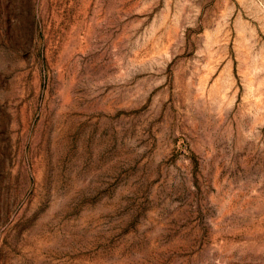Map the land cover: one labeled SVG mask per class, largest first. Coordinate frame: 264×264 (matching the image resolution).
Here are the masks:
<instances>
[{
  "label": "rangeland",
  "instance_id": "obj_1",
  "mask_svg": "<svg viewBox=\"0 0 264 264\" xmlns=\"http://www.w3.org/2000/svg\"><path fill=\"white\" fill-rule=\"evenodd\" d=\"M0 264H264V0H0Z\"/></svg>",
  "mask_w": 264,
  "mask_h": 264
}]
</instances>
